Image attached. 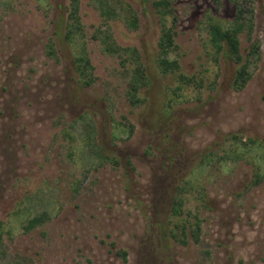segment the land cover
Returning <instances> with one entry per match:
<instances>
[{"label":"rangeland","instance_id":"obj_1","mask_svg":"<svg viewBox=\"0 0 264 264\" xmlns=\"http://www.w3.org/2000/svg\"><path fill=\"white\" fill-rule=\"evenodd\" d=\"M109 1L114 18L98 0L79 1L81 35L70 44L58 34L69 0H0V264H122L119 249L125 264H264V176L254 182L264 173V0L248 3L251 28L239 34L244 54L259 46L240 90L230 86L234 63L213 59L207 30L210 19L227 25L234 4L170 0L171 57L197 79L177 94L152 60L160 23L151 3ZM104 32L147 63L145 101L130 104V62L103 51ZM80 52L93 66L89 86L79 82ZM185 177L204 187L207 204L185 189L183 216L197 213L201 230L181 244L168 230L173 188Z\"/></svg>","mask_w":264,"mask_h":264},{"label":"trees","instance_id":"obj_2","mask_svg":"<svg viewBox=\"0 0 264 264\" xmlns=\"http://www.w3.org/2000/svg\"><path fill=\"white\" fill-rule=\"evenodd\" d=\"M80 0H69V18L64 24L61 30L58 31L60 36H63L64 40L72 44L78 35H81L79 21L77 17V11ZM144 2H150L155 12L158 14V20L160 23V34L157 41L156 53L152 57L153 63L158 69L159 73L165 75L171 73L177 82L174 94H177L178 89H184L192 84L197 83V79L193 75H187L180 69V62L178 57H171V54L177 50L178 45L175 41L176 35V13L173 9L172 2L170 0H142ZM236 9L234 18L224 25L216 19H210L207 23L208 30V42L214 49L213 59L217 61L219 57L226 59L234 63L235 70L230 82V86L234 90L242 89L250 78V64L254 58H257L259 54V46L256 43H252L250 48L244 54L240 45L239 34L244 28H251V16L252 10L250 9L249 2L251 0H230ZM215 3L219 0H214ZM98 6L100 13L105 17L114 18L118 16L117 10L110 3L109 0H98ZM132 12L131 16L127 19V24L132 27L137 25V17ZM103 51L110 54H118L122 60H129L130 62V78L128 81V89L126 92L127 98L131 105H136L142 100L145 101V97L141 96L140 89L148 88L152 84L153 77L150 75L148 65L144 62V59L137 51L136 47L121 46L114 42L111 35L104 32L100 37ZM47 52L54 54L52 44L47 45ZM76 64V70L80 75V84L82 86L91 85L95 77L93 75V66L89 62L87 56L80 52L74 58ZM127 66V65H125ZM201 83V80H199ZM230 136L235 140V147L237 148V142L240 141V137L235 133H231ZM227 137L229 138L228 134ZM248 145H255L258 141L256 138H247ZM264 141V138L262 139ZM246 144V143H244ZM236 155L238 154L235 150ZM240 154V152H239ZM211 152L204 151L200 154V163L210 158ZM239 156V155H238ZM264 161V158H263ZM199 163V164H200ZM264 173L255 174L254 182L257 183L261 180ZM181 181L177 183L173 188V195L171 199V218L170 223L172 226L169 228V235L181 244H186L187 237H192L195 241H198L199 232L201 230L200 219L197 213H191L190 210L183 216L184 204H185V189L192 188L198 190L199 200L203 206L207 204L206 194L203 191L204 187L200 186L198 181L194 183L191 178H181ZM187 216V217H186ZM46 219V213L35 215L27 220L24 228L32 229L36 225L41 224ZM165 227H160V231L165 234ZM114 246V243L111 242ZM122 258V264L127 262V250L119 249L116 251Z\"/></svg>","mask_w":264,"mask_h":264}]
</instances>
